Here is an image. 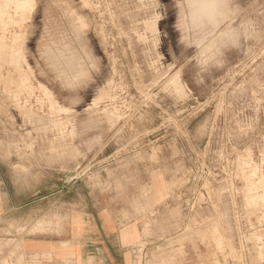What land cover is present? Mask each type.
Returning a JSON list of instances; mask_svg holds the SVG:
<instances>
[{
    "label": "rangeland",
    "instance_id": "1",
    "mask_svg": "<svg viewBox=\"0 0 264 264\" xmlns=\"http://www.w3.org/2000/svg\"><path fill=\"white\" fill-rule=\"evenodd\" d=\"M15 1L0 185L136 196L173 223L159 253L264 264V0ZM22 223L0 218V264H23Z\"/></svg>",
    "mask_w": 264,
    "mask_h": 264
},
{
    "label": "crops",
    "instance_id": "2",
    "mask_svg": "<svg viewBox=\"0 0 264 264\" xmlns=\"http://www.w3.org/2000/svg\"><path fill=\"white\" fill-rule=\"evenodd\" d=\"M40 193L23 190L26 198L19 201L0 185V218L21 213L23 264H207L195 252L172 258L159 253L173 223L159 231L156 208L136 196L118 204L103 189Z\"/></svg>",
    "mask_w": 264,
    "mask_h": 264
},
{
    "label": "bare ground",
    "instance_id": "3",
    "mask_svg": "<svg viewBox=\"0 0 264 264\" xmlns=\"http://www.w3.org/2000/svg\"><path fill=\"white\" fill-rule=\"evenodd\" d=\"M17 2H18V0H16ZM15 1V2H16ZM21 2V3H20ZM20 5L21 6H23L24 7V5H27L28 3H30L31 2V0H20ZM34 2V1H33ZM32 3V2H31ZM35 3V2H34ZM34 3H32V4H34ZM192 5V4H191ZM194 5H198L199 7V9L201 10H203L204 11V13L207 11V10H209L210 8H211V6L213 5V3L212 2H206V1H197V2H194ZM28 6V5H27ZM29 6H31V5H29ZM21 9H22V7H20ZM195 9H197V8H195ZM198 9V10H199ZM254 197V196H253Z\"/></svg>",
    "mask_w": 264,
    "mask_h": 264
}]
</instances>
